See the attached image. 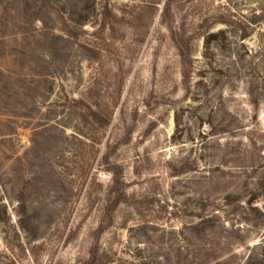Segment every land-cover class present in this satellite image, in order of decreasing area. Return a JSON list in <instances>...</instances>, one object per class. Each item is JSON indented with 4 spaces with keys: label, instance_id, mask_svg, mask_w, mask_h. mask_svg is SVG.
I'll return each instance as SVG.
<instances>
[{
    "label": "rangeland",
    "instance_id": "obj_1",
    "mask_svg": "<svg viewBox=\"0 0 264 264\" xmlns=\"http://www.w3.org/2000/svg\"><path fill=\"white\" fill-rule=\"evenodd\" d=\"M0 264H264V0H0Z\"/></svg>",
    "mask_w": 264,
    "mask_h": 264
}]
</instances>
